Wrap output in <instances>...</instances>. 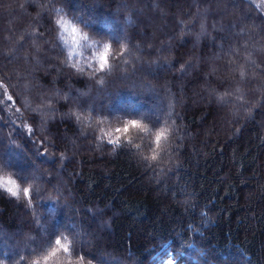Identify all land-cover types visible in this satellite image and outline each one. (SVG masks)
<instances>
[{
    "label": "trees",
    "instance_id": "1",
    "mask_svg": "<svg viewBox=\"0 0 264 264\" xmlns=\"http://www.w3.org/2000/svg\"><path fill=\"white\" fill-rule=\"evenodd\" d=\"M61 17L90 37L72 63L96 52L94 32L127 37L140 61L98 86L64 66ZM249 53L264 69V0H0V176L21 186L0 190V261L31 264L33 240L74 233L73 264H264V71ZM81 105L97 108L90 124ZM109 113L159 116L170 134L156 148L145 121L114 149Z\"/></svg>",
    "mask_w": 264,
    "mask_h": 264
},
{
    "label": "snow or ice",
    "instance_id": "2",
    "mask_svg": "<svg viewBox=\"0 0 264 264\" xmlns=\"http://www.w3.org/2000/svg\"><path fill=\"white\" fill-rule=\"evenodd\" d=\"M51 3H55L56 0H50ZM53 11L56 13H60L63 9L53 8ZM78 23L83 24L86 28H91L88 24L87 20H85L82 16H74L73 17ZM55 26H57L61 33L65 35L58 36L57 45L60 48L61 54L65 53V45L68 44L69 38L71 41V45L73 46L66 53V59L63 62L65 67H71L80 75H85L86 73H90L88 75V79L91 81H95L98 86H104L110 81L106 78L111 77L114 70L118 69L120 65L128 66L131 64V60L127 59L130 57L132 60L137 62L140 61V57L136 56L131 48L128 47L130 41L127 37H120L115 34L102 35L97 32H94L95 36L98 39L95 40L94 46H96V52L92 55L91 59L85 62L83 65L77 63H72L73 56L76 50V47L84 46L82 42H85V45L90 43V37L87 32H82L81 28L78 27L77 24L72 23L71 21L64 19L63 17L59 19H53L50 21ZM183 24V21H181ZM243 32V30H242ZM241 32V34H242ZM206 33V29L202 26L200 35H204ZM200 35L197 36V40H199ZM118 45L119 50L116 51L113 49V45ZM23 45L21 44V47ZM139 51H143L140 49L138 45H134ZM234 55L239 56V50H234ZM9 60L13 59V57L9 56ZM246 64L249 68L255 67L260 71H264V69H260V66L256 64L254 60L251 59V54L244 58ZM152 63H156L153 61ZM232 64V69L234 72H237L240 79L244 80L247 76V71L244 65ZM190 66V65H189ZM170 67V65H169ZM186 68L185 65L180 66V72L183 74ZM127 75V73H125ZM3 85V80H0V86ZM136 87V85H134ZM139 87H145V85H140ZM149 89L151 85H147ZM239 92V89H237ZM222 102H227L224 95L218 97ZM238 100H242V94L237 97ZM6 100L11 102L13 97L11 95L6 96ZM81 108H84L89 116H83L79 113H74L75 119L77 122H86L91 123V113L97 112V108L95 105H88L85 108V105H81ZM2 110V109H0ZM110 117L114 118L120 126L114 128L112 132L107 133L109 137L107 139V143L113 145L114 149L125 146L130 142V138H127V134H129L133 129L138 130L141 134H147L150 132V129L145 121L151 122L152 129H155L154 135V143L156 148H160L161 142L166 141L169 136V130L166 127H158L161 125L162 121L159 116L155 117V119H151L147 116V114H124V113H109ZM171 116V110L169 111V118ZM104 121H98L97 123H103ZM147 159V157H144ZM152 161L157 160V154L154 152L151 156ZM0 169H9L3 161H0ZM18 179L21 181L27 182L30 178L24 177L21 178L18 175ZM31 179L36 180L38 177H31ZM0 190L9 194L10 197H19L21 193V186L18 184L17 179H14L11 175L5 177L0 176ZM35 191L37 195H39V189L34 184H29L26 187L22 188L23 196L27 199H31V191ZM32 243H35L37 246L34 249H31V253L35 255V258L31 261V264H73L72 255L73 253L79 251L80 241L77 238V235L72 233L71 239H69L68 235L65 234H55L54 236H42L40 241L33 240ZM0 264H3L0 261ZM21 264H27L24 261L23 257H21ZM161 264H176V262L172 258H168L166 260H162Z\"/></svg>",
    "mask_w": 264,
    "mask_h": 264
}]
</instances>
